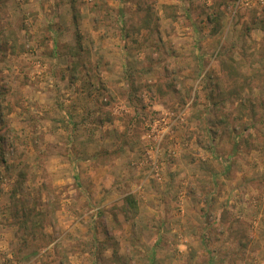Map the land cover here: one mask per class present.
<instances>
[{
  "label": "rangeland",
  "instance_id": "374dc122",
  "mask_svg": "<svg viewBox=\"0 0 264 264\" xmlns=\"http://www.w3.org/2000/svg\"><path fill=\"white\" fill-rule=\"evenodd\" d=\"M0 264H264V7L0 0Z\"/></svg>",
  "mask_w": 264,
  "mask_h": 264
},
{
  "label": "trees",
  "instance_id": "16d2710c",
  "mask_svg": "<svg viewBox=\"0 0 264 264\" xmlns=\"http://www.w3.org/2000/svg\"><path fill=\"white\" fill-rule=\"evenodd\" d=\"M75 18H77V14H75ZM52 35V37H53V39H54V42H55V44H54V48H55V51H54V54H53V56H54V59H59L60 57H64V55H62V53H60L58 50H57V48L58 47H56L57 46V41H56V33L55 34H51ZM64 47H66V49H65V51H67V54L69 55L72 51H74L75 53L77 52V54H76V56H78L79 54H81V53H83L84 51H86V49H85V46H84V37H83V35L81 34V32H77V35H76V44L73 46V47H71V46H69V45H66V46H64ZM220 51V50H219ZM218 54V56H219V52L217 53ZM227 167V169L229 168L228 166H226ZM130 204H131V206L132 207H134L135 209L137 208V206L135 205V202H130Z\"/></svg>",
  "mask_w": 264,
  "mask_h": 264
},
{
  "label": "built area",
  "instance_id": "2783aa9c",
  "mask_svg": "<svg viewBox=\"0 0 264 264\" xmlns=\"http://www.w3.org/2000/svg\"><path fill=\"white\" fill-rule=\"evenodd\" d=\"M239 4L247 5V6H254L257 5V7H264V0H237Z\"/></svg>",
  "mask_w": 264,
  "mask_h": 264
}]
</instances>
